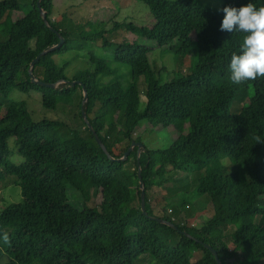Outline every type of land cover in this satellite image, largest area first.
Here are the masks:
<instances>
[{"label": "trees", "instance_id": "obj_1", "mask_svg": "<svg viewBox=\"0 0 264 264\" xmlns=\"http://www.w3.org/2000/svg\"><path fill=\"white\" fill-rule=\"evenodd\" d=\"M138 1L148 7L153 25L146 28L122 22L113 29L138 33L159 48L173 43L180 56L197 49L190 70L183 68L161 81L150 66L149 47L135 41L115 43L104 29L83 32L80 43L73 44L69 33L52 18L53 0L40 1L50 27L36 0H30L18 19L12 13L21 11L20 0H0V34L4 37L0 40V91L36 90L41 104L50 109L71 98L77 88L82 91L69 82L52 88L30 80V62L59 41L51 27L56 29L64 43L40 56L33 73L38 79V71L48 74L51 80L45 81L49 82H82L87 91L86 117L112 157H121L131 141H140L134 133L142 120L149 127L170 126L177 132L167 148L144 145L139 165L147 213L171 221L189 236L142 214L137 148L124 161L109 159L83 121L82 93L80 128L60 120L34 121L26 101H9L0 104V178L14 175L22 192L30 184V200L9 203L0 210V264H138L143 256L150 257L149 264H217L203 243L216 250L221 264L231 263L237 255L243 257V264H264V142L256 141L257 136L264 141V78L241 85L230 81L231 55L240 54L245 34L220 31L224 13L198 0ZM221 1V9L248 2L257 8L264 6V0ZM32 38L40 39L41 45L32 46ZM98 40L103 48L112 49L113 59L129 66L128 84L123 85L114 69L92 54V67L77 71L72 79L64 74L67 63L59 66L54 60L67 50L85 49L83 42ZM200 41L205 46L201 53ZM107 75L114 79L101 85ZM141 75L146 78V103L140 110L135 80ZM201 105L206 111L193 123L192 114ZM186 126L188 132L183 133ZM10 137L15 152L23 158L21 163L10 160ZM194 172L198 175L195 193L207 194L212 204L211 216L200 224L186 219L193 214L188 215L189 203L180 192L185 190L184 183L169 181L175 174L187 178ZM59 177L66 186L79 189L80 207L70 202ZM154 185L168 191L157 203L149 192ZM90 194L99 197L94 206L87 204ZM169 197L177 198L188 210L183 212L186 216L174 215ZM165 206L168 209L162 210ZM9 217L14 224L5 227ZM227 225L233 229L231 247L224 240ZM5 233L8 243L3 239Z\"/></svg>", "mask_w": 264, "mask_h": 264}, {"label": "rangeland", "instance_id": "obj_2", "mask_svg": "<svg viewBox=\"0 0 264 264\" xmlns=\"http://www.w3.org/2000/svg\"><path fill=\"white\" fill-rule=\"evenodd\" d=\"M199 2L214 8L216 10L221 9L223 3L221 0H198ZM30 0H20L21 11L13 12L12 16L14 18H20L22 14H24L29 7ZM52 18L55 20L56 24L65 31L69 33L70 43L77 44L80 43V35L84 33H92L99 30H106L107 36L109 40L120 43L122 41L129 42H139L146 47H149L151 51L148 53L150 66L155 71V75L159 80L165 81L172 74H177L183 68V71H188L191 69L192 62L196 57L197 49L188 50L187 53L183 56L177 55L175 53V44L169 43L167 46L163 48H159L154 45L153 41L146 38H141L138 33L131 32L125 28H115L113 29L116 23H135L139 26H144L149 28L153 25L154 19L148 9V7L141 1L138 0H53V8H52ZM30 34L34 36V32L32 28H30ZM26 33H29L28 30ZM21 35H19L18 43L21 46ZM0 40H4L2 34H0ZM32 46L39 47L41 45V40L32 38L30 41ZM85 49L80 52H75L74 50H67L61 55H55L54 60L56 63L61 66L63 63H67L64 69V74L68 79H72L73 75L77 71L90 69L92 66V62L90 61L92 55L104 59L107 64L114 69V76L118 78V80L126 85L131 81V74L129 66L121 61H116L113 59V51L110 48H103L100 45V40L88 42L85 44L83 42ZM205 50V46L203 42H199L198 51L201 53ZM92 54V55H91ZM160 70V73L158 71ZM40 80H51L48 74L45 75L44 72H37ZM48 77V78H47ZM111 79H114L113 75H107L101 78L100 84H107ZM48 80V81H49ZM58 81V80H57ZM56 81V82H57ZM60 81V80H59ZM63 83V82H59ZM135 86L139 91V109L141 110L146 103V78L141 75L135 80ZM82 91L77 88L72 94L71 98L67 100H60L54 109L45 108L41 104L40 93L36 90H30L29 92L20 91L17 89H12L6 93H2L0 91V104L6 103L9 101H19L24 100L27 103L28 109L32 114V119L34 121H38L41 119H49V120H60L64 121L70 126L81 127V120L78 115L79 111V103L81 98ZM232 110H235L234 108ZM206 111L205 105H201L199 109H196L192 114V122H196L200 116ZM62 131V129H61ZM188 132V126H186L183 133ZM138 136L140 141L150 149H159V148H167L178 136L177 132L172 129L170 126L168 127H149L146 121L142 120L139 122L136 132L134 133V137ZM8 144L10 149L13 151V154L10 156V160L15 163H21L23 158L15 152L14 149V139L10 137L8 139ZM174 172V171H171ZM170 173V172H168ZM195 173V172H194ZM198 175L188 174L186 178V174H175L170 176L169 181L179 183L183 182L185 189L184 191H180L183 196L187 199L189 203L190 210L188 212L192 213V216H188L186 219L193 224H200L204 220L208 219L212 214V204L210 198L207 194H196L195 187L198 182ZM62 178L59 177L60 184L69 197L70 202L76 207H80L82 203V197L79 193L78 188H72L66 186ZM16 177L14 175H4L0 178V210L9 203H17L21 202V200H26L29 202L30 194L29 188L30 184H26L24 188V192H22V188L15 183ZM86 179L84 178L83 181ZM84 182H82L83 184ZM155 198V202L157 203L159 200V196L162 194L167 195L168 191L159 187L158 185H154L151 188V191ZM179 192V193H180ZM178 194V193H177ZM178 196H180L178 194ZM168 196H166L167 198ZM168 199V198H167ZM99 197L92 196L87 201V204L90 206H94L98 203ZM155 203V204H156ZM168 204L173 206L174 215L177 216L181 212L183 216V212H186L185 208H182L176 199H170L167 201ZM163 207V206H162ZM162 210L168 209L167 206L161 208ZM172 214V212H171ZM170 214V215H171ZM14 218L9 217L5 222V227H11L14 224ZM224 230V240L228 243L229 247H231V234H232V225H227L223 227ZM195 251V248L191 249L189 253ZM150 257L143 256L140 260H137L138 264H149ZM229 264H243V257L237 255L235 259Z\"/></svg>", "mask_w": 264, "mask_h": 264}, {"label": "clouds", "instance_id": "obj_3", "mask_svg": "<svg viewBox=\"0 0 264 264\" xmlns=\"http://www.w3.org/2000/svg\"><path fill=\"white\" fill-rule=\"evenodd\" d=\"M220 31L244 33L240 54L233 52L230 60V81L235 85L264 78V6L248 2L240 7L225 6ZM257 143L264 141L256 137ZM8 243V235L4 234Z\"/></svg>", "mask_w": 264, "mask_h": 264}, {"label": "water", "instance_id": "obj_4", "mask_svg": "<svg viewBox=\"0 0 264 264\" xmlns=\"http://www.w3.org/2000/svg\"><path fill=\"white\" fill-rule=\"evenodd\" d=\"M40 1L41 0H36V5H37V7L39 9L40 15H41L44 23L47 26H49V23H48L47 17H46V12L41 8ZM51 29L57 34V36L59 38V41L55 45H52V46H50L48 48H45V49H42L35 56V58L32 59V61L30 62V65L28 67V74H29V77H30L31 82L32 83H35L37 85H41V86H45V87H52V88L57 87V85L59 84V82H69L71 86H73L75 84H78L81 87V89H82L81 116L83 118V121L86 124V126L89 128V130L91 131V133L93 134L96 142L99 144V146L104 151V153L109 157V159L116 160V161H124V160H126V158L128 157V155L130 154V152L132 151V149L134 147L137 148V165H138L137 177H138V180H139V188H140V209H141L142 214H144L149 219L155 220V221H157L159 223H164V224L172 227L173 229L178 230L183 235L189 236V234L186 231L180 230L171 221L166 220V219H163V218H159V217H156V216L149 215L147 213V211H146V207H145V196H144L145 195V190H144V185H143V181H142V178H141V169H140V165H139V155H140L142 149L144 148V144L141 141H135V140H133V141H131V143L127 147V149L123 152V154H122L121 157H119V158L112 157L109 154V152L107 151L105 145L103 144V142L99 138L98 134L93 129V127L91 126V124L89 123V121H88V119L86 117V112L84 111L83 105L87 101V91H86L85 86L82 84V82L79 81V80H72V81H70V80H60V81H57V82H49V81L40 80V79H38V78L35 77V75L33 73V69H34V66H35L36 62L39 60L40 56H42L43 54H46V53H48L50 51H53V50H55L57 48H60L62 46V44L64 43V37L56 29H54L52 27H51ZM203 246L205 248H207L212 253V255L214 256V258L216 260V263L217 264H221L220 259H219L218 255H217L216 250L213 247H211L209 244H207V243H203Z\"/></svg>", "mask_w": 264, "mask_h": 264}, {"label": "built area", "instance_id": "obj_5", "mask_svg": "<svg viewBox=\"0 0 264 264\" xmlns=\"http://www.w3.org/2000/svg\"><path fill=\"white\" fill-rule=\"evenodd\" d=\"M168 212H170V209L168 210Z\"/></svg>", "mask_w": 264, "mask_h": 264}]
</instances>
